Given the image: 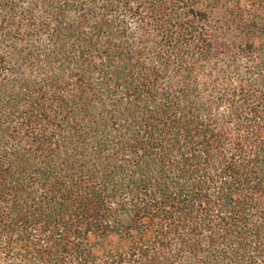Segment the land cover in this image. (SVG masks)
I'll use <instances>...</instances> for the list:
<instances>
[{"label":"trees","instance_id":"trees-1","mask_svg":"<svg viewBox=\"0 0 264 264\" xmlns=\"http://www.w3.org/2000/svg\"><path fill=\"white\" fill-rule=\"evenodd\" d=\"M0 264H264V0H0Z\"/></svg>","mask_w":264,"mask_h":264}]
</instances>
